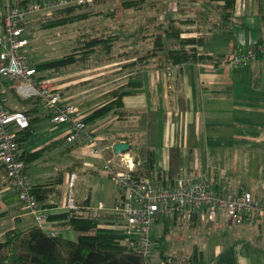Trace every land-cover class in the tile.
Segmentation results:
<instances>
[{
	"label": "crops",
	"instance_id": "0c3cea01",
	"mask_svg": "<svg viewBox=\"0 0 264 264\" xmlns=\"http://www.w3.org/2000/svg\"><path fill=\"white\" fill-rule=\"evenodd\" d=\"M29 1L42 0H0V17L5 5L25 6ZM107 2L104 4L108 5ZM217 3L172 0L161 18L175 19L184 31L182 37L201 38L197 50L204 55L229 57L256 44L264 46V0H235L229 21L220 18V10L214 8ZM95 16L105 21V13ZM226 22L229 31L225 30ZM139 55L122 61L127 62L124 65L98 73L93 67L69 71L71 75L86 76L81 79L49 80L61 91L64 101L77 105L96 145L67 142L69 125L51 122L46 113H38L42 108L39 106L33 115L38 119L21 146V155L44 148L32 161L23 160L32 184L62 176L57 185L47 190L46 204L50 207H41V212L46 216L68 210L67 184L71 175L79 182L77 193L72 195L79 211L111 212L119 193L102 170V164L108 159L119 169L134 168L137 163L133 156L141 148L152 149L155 170L172 180L198 174L206 180L215 179L217 186L230 192L248 191L264 201V54L258 53L247 64L237 67L226 63L214 65L207 59L168 66L161 53L137 66L133 62ZM128 81L132 86L122 98L121 108L113 107L88 119L110 101L104 96L108 90ZM9 96H16L9 91L10 110L32 107V102L25 106L21 101H12L10 105ZM123 141L129 143L128 151L115 154L113 144ZM85 199L87 205L80 207ZM36 217L18 200L0 164V219H13L22 229L39 224ZM184 221L193 229L192 246L202 251L207 264H264V222L232 225L225 211L217 210L211 221L197 213L190 219L179 214L162 223L165 227ZM45 226L54 229L49 223ZM8 229L0 228V241ZM59 232L66 238L77 235L69 228Z\"/></svg>",
	"mask_w": 264,
	"mask_h": 264
},
{
	"label": "built area",
	"instance_id": "2783aa9c",
	"mask_svg": "<svg viewBox=\"0 0 264 264\" xmlns=\"http://www.w3.org/2000/svg\"><path fill=\"white\" fill-rule=\"evenodd\" d=\"M95 1L42 0L29 1L25 6L5 5L0 17V164L19 200L37 214L39 222L45 220V214L27 192L31 183L18 141L19 132L28 127L29 120L23 111L8 109V93L13 91L19 100L38 98L51 122L69 125L67 142L96 145L76 105L64 101L61 91L49 80L37 78L36 68L25 53L29 45L25 36L29 14ZM258 53L264 54V46L247 47L231 54L226 64L231 67L245 65ZM102 170L119 193L111 209L121 217L119 231L132 239L146 264H151L155 246L151 236L153 226L164 220H173L179 214L190 219L198 213L201 218L211 221L217 210H224L232 225L264 222V201L254 198L248 191L230 192L223 186H217L215 179L206 180L193 174L176 177L169 185L156 184L150 176L135 175L132 166L119 169L108 159L104 160ZM72 204L69 198L66 205L73 208Z\"/></svg>",
	"mask_w": 264,
	"mask_h": 264
},
{
	"label": "trees",
	"instance_id": "16d2710c",
	"mask_svg": "<svg viewBox=\"0 0 264 264\" xmlns=\"http://www.w3.org/2000/svg\"><path fill=\"white\" fill-rule=\"evenodd\" d=\"M105 1L96 0L95 3L101 4ZM140 1L115 0L120 9L135 8L136 4ZM210 1L218 2L217 5H214V8L220 10L221 19L224 21L232 20L235 0ZM81 6L78 4L56 10L54 13L59 14L60 19L51 21L49 25L66 24L73 22L76 18L95 16V14L100 13V11H97L98 13L86 12L81 15L74 14L75 16H69L74 9ZM112 13L107 12L105 15L110 18H115V15ZM176 23L175 19L166 18L146 26L143 29L145 33L142 36L145 39L153 37L152 47L142 55L137 56L133 63L141 66L147 60L158 57L159 53L163 55L161 56L168 66L199 62L206 59L212 60L214 65L228 61L230 56L213 57L200 53L197 50V46L203 40L201 38L182 37L181 34L184 31ZM226 25L225 30L229 31L230 25L227 22ZM119 41L120 37L117 33H100L99 35L92 36H87L83 33L77 39L76 45L66 54L48 62L36 64L32 62V64L36 68V75L39 79L46 78L42 74L44 71L52 70L50 73H54L64 67H76L75 64L77 63L83 64L81 66L82 68H90V64L95 60L98 53H103L106 56L109 55ZM131 84L128 81L108 90L104 96L110 99V101L95 110L88 119L103 115L113 107L121 108L123 105L122 98L129 93L126 90L132 86ZM27 101L32 102V107L23 110L28 116L29 125L26 129L19 132L20 136L18 141L20 147L24 140L32 134V124L38 119L36 115H33L36 114L41 105L38 98ZM130 150L132 151V147ZM136 150L139 154L134 155L133 158L137 165L132 170L135 175L150 176L152 179L154 178L153 180L156 181V184L169 185L172 182L170 176L155 170V157L152 149L141 148ZM43 151L44 148H41L28 154H22L21 158L25 162H30ZM61 179L62 176L58 175L52 180L41 181L35 184H32L30 180L31 186L27 192L34 198L39 208L50 207V205L46 204L47 190H49L51 185H57ZM87 203L88 200L85 199L79 206L83 207L82 205H87ZM73 205V208H69L63 212L47 214L43 222L38 221L39 224L22 229L9 228L5 232V238L0 241V264H146V259L138 252L132 239L120 232L119 229L117 231L115 230L114 226L119 224L118 222L121 218L118 214L112 212L93 213L90 210H87L88 213H84L83 211H79L80 208L75 205V202H73ZM52 206H56V204L53 203ZM31 211L33 212V210ZM164 221L165 223L167 222V220ZM45 223L51 224L55 230L47 228ZM167 226L166 224L165 228ZM66 228L75 231L77 234L76 237L66 238L63 233L59 232L61 229ZM50 231L54 234H49ZM155 248L156 242L154 250ZM160 258L162 260L160 262L161 264H207V260L204 259L202 251L193 246H191V250L186 255H183V257L165 256L161 253Z\"/></svg>",
	"mask_w": 264,
	"mask_h": 264
},
{
	"label": "rangeland",
	"instance_id": "374dc122",
	"mask_svg": "<svg viewBox=\"0 0 264 264\" xmlns=\"http://www.w3.org/2000/svg\"><path fill=\"white\" fill-rule=\"evenodd\" d=\"M106 2L107 1L104 3ZM110 2L113 1H108V5H105L104 3L98 4L95 2L91 4H83L81 7L74 9L71 12L72 14L69 15L75 16L76 14L81 15L86 12H97V9L100 13L113 12L112 14L115 15V18L105 16V21H103L100 16L92 18L88 16L80 19L76 18L73 22L66 24L50 26L49 24L51 21L60 19L59 14L54 12L67 6L53 11H40L29 14L25 29V36L29 40V45L25 49L26 55L35 64L48 62L69 52L76 45L77 39H79L80 35L83 33L87 36L99 35L100 33H117L120 37V41L112 49L110 54L106 56L103 53H98L95 60L89 66L95 68V72L98 73L100 70L105 71L106 69H113L120 65H124L127 62L121 63L122 61L130 60L134 56L143 54L151 49L153 37L145 39L142 36L143 33H145L143 32V29L146 26L152 25L161 20V13H164V10H168L167 8L169 5L171 6L172 0H141L136 4L135 8L133 7L131 9H120L117 3L112 4ZM113 19L115 24L112 23ZM108 21H111V24ZM75 65L76 67H64L54 73H50L52 70L44 71L42 74L46 76L45 79L47 80L53 81L52 79L55 78L58 81L62 80L65 82L72 81V78L81 79L86 77H82L83 75L81 74H70L71 72L69 71H73L74 68L80 71L87 69L82 68L81 66L83 64L81 63H77ZM109 75L112 77L113 73H110ZM102 76L104 79H108L106 75ZM12 101H15V103L21 101L20 104L23 103L25 106L31 102L27 100H19L13 96H9L10 105ZM38 113L43 114L46 113V111L42 107L39 109ZM74 178L75 175H71L69 183L67 184V196L70 197L71 200L77 193L79 183L78 178ZM68 199L69 198H67V200ZM6 220L7 218L0 219V228L17 227L21 229L22 225H19V223L15 220ZM114 227L116 231L121 229L120 224H117ZM51 232L52 231H50L49 234ZM151 236L156 242V248L150 258L151 264H161V253L165 256L183 257V255H186L191 250L193 229L191 231L185 221L182 224L171 222L166 228L163 227L162 222H159L154 225L151 231Z\"/></svg>",
	"mask_w": 264,
	"mask_h": 264
},
{
	"label": "water",
	"instance_id": "95a60500",
	"mask_svg": "<svg viewBox=\"0 0 264 264\" xmlns=\"http://www.w3.org/2000/svg\"><path fill=\"white\" fill-rule=\"evenodd\" d=\"M129 143L128 142H117L115 144H113L112 149L114 151L115 154H120V153H124L126 151H128L129 149Z\"/></svg>",
	"mask_w": 264,
	"mask_h": 264
}]
</instances>
